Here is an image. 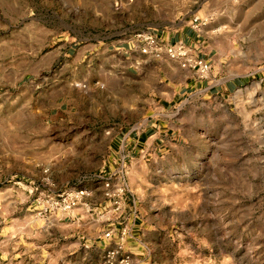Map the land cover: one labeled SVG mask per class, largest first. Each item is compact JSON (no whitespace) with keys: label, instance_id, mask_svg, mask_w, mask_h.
Masks as SVG:
<instances>
[{"label":"rangeland","instance_id":"obj_1","mask_svg":"<svg viewBox=\"0 0 264 264\" xmlns=\"http://www.w3.org/2000/svg\"><path fill=\"white\" fill-rule=\"evenodd\" d=\"M187 29L189 63L114 52ZM123 255L264 264V0H0V264Z\"/></svg>","mask_w":264,"mask_h":264},{"label":"built area","instance_id":"obj_2","mask_svg":"<svg viewBox=\"0 0 264 264\" xmlns=\"http://www.w3.org/2000/svg\"><path fill=\"white\" fill-rule=\"evenodd\" d=\"M200 25L199 19L195 18L193 20V27L199 30ZM136 41L142 55L154 58L168 57L173 60L184 59L186 63L190 62V59L188 58L189 49L183 42L163 46L154 32L150 30L138 33L136 35ZM195 65H199L203 71H206L207 69V64L201 59H196ZM103 187L104 195L106 198L111 199L113 197V192L110 183L106 182ZM92 194L93 191L91 188L75 187L61 189L56 192H49L47 198L50 203V208L69 210L81 204ZM111 234L112 232H107L105 236L110 237ZM116 254H118V252L115 250L109 251L105 257L106 263L113 260L116 257ZM116 264H130V257L123 255Z\"/></svg>","mask_w":264,"mask_h":264},{"label":"crops","instance_id":"obj_3","mask_svg":"<svg viewBox=\"0 0 264 264\" xmlns=\"http://www.w3.org/2000/svg\"><path fill=\"white\" fill-rule=\"evenodd\" d=\"M155 33V35L157 36V38L164 44V45H168V44H171L172 42H174V39H176L175 41H181V42H184V43H188V44H193L194 43V41H196V39H199V37H200V34L199 33H197L196 34V32L194 31V30H189V29H187L186 30V32H181V33H179L177 36H174V38H171L170 39V37H169V34L168 33H164V32H154ZM199 42V41H198ZM109 46L110 45H108L105 49L106 50H104L105 52L106 51H110V49H109ZM114 52H116L119 56H120V58H121V60H129V59H132V57L134 56V55H138L139 57H142L144 60H142V62L143 63H146V61H149V60H155V59H152V58H150V57H147L146 55H142L141 53H140V48H139V46L136 44V43H132V42H130L129 44H124V45H120V46H116L115 48H114ZM157 61V60H156ZM195 83V85H197L198 86V84L199 83H201V82H203V81H199V80H197V79H195V81H194ZM191 84H193V83H191ZM135 144H134V147H133V149H138V147H139V144H140V142L139 141H136V142H134ZM102 190H104V188L102 187V189H101V191ZM92 191H93V189H92ZM94 192V191H93ZM103 197V196H102ZM87 200H89L90 202V204H91V206H95L96 207V209L97 208H101V207H103L104 205H103V203H104V197H103V199H102V201H100V202H98V201H94L93 200V196L92 197H90V199L88 198ZM107 205V204H106ZM91 206H88L87 208H92ZM97 206H99V207H97ZM81 208H84V207H81ZM83 216L81 215V218H82ZM80 220V218H78V221ZM98 237H100V236H98ZM96 240H97V235H96ZM100 242V241H99ZM100 243H102V241L100 242Z\"/></svg>","mask_w":264,"mask_h":264}]
</instances>
